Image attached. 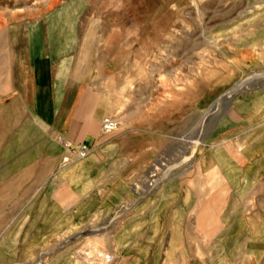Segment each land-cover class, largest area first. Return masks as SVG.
Returning <instances> with one entry per match:
<instances>
[{"label":"rangeland","instance_id":"1","mask_svg":"<svg viewBox=\"0 0 264 264\" xmlns=\"http://www.w3.org/2000/svg\"><path fill=\"white\" fill-rule=\"evenodd\" d=\"M48 53L101 92L105 116L120 123L102 134L107 148L129 156L108 163L111 216L65 234L73 255L95 264L102 249L110 264H264V185L251 177L264 158L250 160L258 155L237 141L249 131L264 139V96L254 95L264 91V0H0L2 144L35 112L31 62ZM1 188L0 211L42 206L20 199L31 194L24 186L16 195ZM172 193L189 197L141 232V208L155 212Z\"/></svg>","mask_w":264,"mask_h":264},{"label":"crops","instance_id":"2","mask_svg":"<svg viewBox=\"0 0 264 264\" xmlns=\"http://www.w3.org/2000/svg\"><path fill=\"white\" fill-rule=\"evenodd\" d=\"M55 57V54L48 53L33 58L35 112L24 120L23 126L15 128L3 144L0 131V190L2 184L7 185L8 194L16 195L17 188L24 186L25 195L31 194L20 199L43 202L41 207L34 205L0 211V264H81L79 255H73L77 244L65 246V234L79 232L82 224L93 219L111 216L113 197H110L108 163L115 159L120 164L122 159L126 162L129 159L117 148L108 149L107 137L101 133L105 116L104 96L90 83L83 82L70 65ZM254 95L264 96V91ZM243 110L249 114L248 110ZM252 133L237 135L238 149L245 150L248 144L247 151L258 155L250 160H259L264 158V139L251 140ZM87 140L95 141L97 145L86 158L65 159L67 145L75 146ZM116 149L117 153L113 154ZM239 175L242 177V172ZM251 177L256 178L252 185L263 186L264 168L256 170ZM162 193L163 190L157 196L160 198ZM178 193H172L170 201L165 196L161 204L155 206L156 217L151 204L141 208L142 219L138 223L141 232L150 231L154 223L163 222V215H168L164 208L168 205L179 209L186 202L188 193L187 196ZM261 197L263 195L258 197L257 208L261 209L260 223L264 225ZM70 217L75 221L66 225V218ZM124 223L131 224L130 230L124 228L126 241L134 244L133 218ZM71 225L78 228L73 230L69 228ZM261 237H264V231ZM140 244L145 248L152 246L149 242ZM111 245L114 248L113 240ZM259 255H264V251Z\"/></svg>","mask_w":264,"mask_h":264},{"label":"built area","instance_id":"3","mask_svg":"<svg viewBox=\"0 0 264 264\" xmlns=\"http://www.w3.org/2000/svg\"><path fill=\"white\" fill-rule=\"evenodd\" d=\"M120 126L118 119L114 116H105L101 124V133L103 135H110L115 133ZM95 141L87 140L77 145H67V152L65 159L67 161L83 159L87 157L90 152L96 147ZM80 257V256H79ZM81 259V257H80ZM85 264H95V261L90 259H81ZM99 261L101 264H110L113 261V255L110 250L102 249L99 254Z\"/></svg>","mask_w":264,"mask_h":264}]
</instances>
